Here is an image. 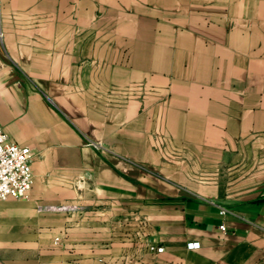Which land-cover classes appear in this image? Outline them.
Listing matches in <instances>:
<instances>
[{
    "label": "crops",
    "instance_id": "crops-1",
    "mask_svg": "<svg viewBox=\"0 0 264 264\" xmlns=\"http://www.w3.org/2000/svg\"><path fill=\"white\" fill-rule=\"evenodd\" d=\"M114 80L136 88L123 119L153 118L162 141L134 149L168 152L154 166L170 182L237 166L264 145V0H0V120L34 174L28 200H0V264H264V188L183 196L89 144L85 104Z\"/></svg>",
    "mask_w": 264,
    "mask_h": 264
},
{
    "label": "rangeland",
    "instance_id": "rangeland-1",
    "mask_svg": "<svg viewBox=\"0 0 264 264\" xmlns=\"http://www.w3.org/2000/svg\"><path fill=\"white\" fill-rule=\"evenodd\" d=\"M97 89V103L85 104L87 107L94 105L97 115V124L94 128L95 137L88 138L89 144L96 146L98 149H104L102 153L106 154L107 157H111L118 168L128 173L129 176L133 174L126 169L127 164H129V170L134 169L135 171L137 166H140L138 169H142L146 178H149V181H146V185L148 186H152L153 183L151 182L153 178L165 179L164 181L166 183L162 185H171L183 196L194 195L195 190L206 186L216 190L220 196V200L229 206L249 203L256 194L263 190L264 145L255 152H242L237 166L218 164L199 168H183L182 172L185 171L184 173L187 177H190V181L170 182L169 178L160 175L159 168L154 166L155 162L157 163L155 154L161 153L163 159L166 160L168 158V152H155L146 149L137 151L134 149L137 143L140 146H152L153 143L157 144L162 141L159 136L152 133L153 118L149 117L145 119V127L139 129L137 119L135 118L137 112L134 111V117L130 119H123L121 117L124 109L131 107L132 104L127 102V98L128 95L135 96L136 88H124L114 80L113 87L109 91L107 90L108 94L112 95V100L108 97V94L105 97V92L102 88ZM55 105H58L63 113L72 118L69 113L73 114L74 111L76 112L79 104L58 103ZM144 106L142 104L143 108ZM149 115L151 116V113ZM143 130H145V134L142 133ZM138 131H141V134H138ZM110 143L113 147L112 150L109 149ZM105 145L108 146V149L104 148ZM127 145L129 147L128 150L120 149L121 146L126 147ZM235 155H239V153L237 152ZM231 157L232 153L229 154L227 159H231ZM236 158L238 159V156ZM227 159L225 162H231V160Z\"/></svg>",
    "mask_w": 264,
    "mask_h": 264
},
{
    "label": "built area",
    "instance_id": "built-area-1",
    "mask_svg": "<svg viewBox=\"0 0 264 264\" xmlns=\"http://www.w3.org/2000/svg\"><path fill=\"white\" fill-rule=\"evenodd\" d=\"M33 151L28 145L13 142L5 132L0 120V200H28L34 183L32 170ZM227 209L221 208L220 214L225 216ZM222 232H227L226 224L219 226ZM59 237L55 238V242ZM189 249L199 247V242H189ZM152 250L162 252L164 247L150 246Z\"/></svg>",
    "mask_w": 264,
    "mask_h": 264
}]
</instances>
